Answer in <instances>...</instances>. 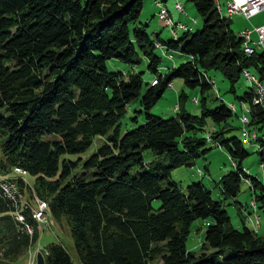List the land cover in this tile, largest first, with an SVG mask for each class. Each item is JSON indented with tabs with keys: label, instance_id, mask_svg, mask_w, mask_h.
I'll list each match as a JSON object with an SVG mask.
<instances>
[{
	"label": "trees",
	"instance_id": "16d2710c",
	"mask_svg": "<svg viewBox=\"0 0 264 264\" xmlns=\"http://www.w3.org/2000/svg\"><path fill=\"white\" fill-rule=\"evenodd\" d=\"M216 1L189 0L201 29L165 42L160 35L151 40L147 25L132 27L144 0H0V174L20 168L33 177L30 185L16 181L27 198L23 223L0 196V264L26 259L36 245L35 198L47 203L48 215L66 219L79 264H264V237L244 224L234 228L222 207L227 198L234 201L245 179L264 217V183L243 171L248 153L242 142L226 137L232 110L220 100L211 108L205 96L214 84L208 72L220 73L234 98L249 107L248 128L264 129V105L252 103V86L236 95L244 72L264 83V54L244 53ZM154 43L164 53L179 50L186 61L158 74ZM137 51L154 74L142 96L141 73L109 71L105 64L114 59L135 67ZM173 79L199 89V116L186 111L184 91L174 117L149 114ZM139 97L144 121L120 135V119ZM207 121L216 129L203 135ZM96 136H107L106 143L85 161L81 175L71 176L76 162L63 156L85 152ZM207 142L224 148L235 163V171L218 181V201L201 181L182 190L171 178L173 170L192 167L209 151ZM145 151L153 161L145 163ZM133 168L140 172L132 174ZM153 200L160 201L156 210ZM197 219L206 221V229L195 257L185 242ZM44 251L45 264H75L61 244Z\"/></svg>",
	"mask_w": 264,
	"mask_h": 264
},
{
	"label": "rangeland",
	"instance_id": "374dc122",
	"mask_svg": "<svg viewBox=\"0 0 264 264\" xmlns=\"http://www.w3.org/2000/svg\"><path fill=\"white\" fill-rule=\"evenodd\" d=\"M157 1L162 2L167 10H169L168 14L169 12L171 14V16L169 14V19L171 22L170 26L165 25L157 17H155L157 11L155 13V16L153 15V12L156 9V4L154 3L155 0H144L140 16L135 25L132 26L140 28L147 25V27L145 28V32L151 40H155V36L159 34L161 40L165 42L172 41L173 36L171 31H173L174 29H179L180 26L185 27V29H179L177 31L178 37H180L183 32H186L188 30V27L190 28V32L192 33L201 29L202 20L196 13L193 5L189 2V0ZM218 1L221 5H224V0ZM177 4L181 5L182 9L176 8ZM223 13L226 14L224 6ZM256 18L263 20L264 10H262ZM230 19L232 22L231 28L234 32H236L237 29L244 27L246 22L239 15H233ZM255 35L253 34V36H251L254 41L257 40ZM154 52L161 58L158 67V74L166 73L168 69L178 66L180 63L186 61L187 59V57L180 53L179 50H170L164 53L162 49L157 48ZM137 53L140 58V63L135 67L123 64L114 59L106 61L105 64L109 71L122 73H141V78L143 81V87L141 90L142 96L147 88L146 84L150 82V80L154 77V74L147 69L149 63L148 60L143 57L141 52L137 51ZM208 76L212 80H214V84L211 83L212 89L207 91L205 95L208 99L209 106L211 108L215 107L220 100L230 109L231 106H233L234 108V110L231 109L233 112V116L228 121V124L230 127H232V130L226 134V137H237L242 142L243 148L247 151L248 156L242 161L241 164L243 171L251 178H257L261 183H264V129L259 130L257 127L248 128L247 125L241 123V120L243 118L242 116H246L249 121V107L243 103L240 104L239 101L234 98V94L229 92V83L222 77L220 73L211 71L208 72ZM249 85L250 84L242 77L236 85V95L241 96L248 90ZM182 91H184L188 95V100L184 104L186 111L189 114L199 116L200 111L199 106L197 105V100L199 99V89L185 88L183 82L180 79L172 80V87L165 89L161 98L150 109L149 114L159 116L163 119L174 117V108L178 102V96ZM216 99L218 100L215 101ZM246 109H248V112L246 111ZM142 110L143 109L140 104V97L129 104L124 116L120 119L119 122L120 135H123L127 131L133 129L135 126L143 123L144 111L142 113H139V111ZM134 117L137 118L136 124H134L132 121V118ZM215 129L216 126H214L211 121H207L203 135H207V133H211ZM244 131L247 133L246 136L243 134ZM106 139L107 136H96L93 139L91 146L85 152L63 156V159L76 162V166L71 171V176L81 175L84 172L83 165L85 161L96 152L98 147L106 143ZM205 148L209 149V151L197 158L192 167H181L173 170L171 173V178L173 181L178 183L182 190H185V188L192 182L201 181L202 184L211 191L213 200L218 201L223 198V196L220 194L218 181L223 175L227 174L228 172L235 171V163H233L229 158L226 150L219 145L216 144L215 147H212V143L207 142ZM143 158L145 163H149L154 160L155 156L151 151H145L143 153ZM138 172H140L138 168H133L131 171L132 174ZM26 180L30 185L33 182V177L27 174ZM251 193L252 192L250 190L248 180L243 179L241 181L240 192L237 197L234 199V201L232 198H227V200H224L222 202V207L228 213L231 224L234 228L241 230L244 224L247 228L253 230L258 237L263 238L264 217L261 211L256 209V206L252 201ZM151 205L152 208L156 210L160 206V201L153 200ZM205 223L206 221H203L201 219L193 221L190 227V233L185 242L186 251L190 252L195 257L199 256L201 252V244L203 242L204 232L206 229ZM52 243H58L64 246L71 256L73 262L75 264H79L74 250L73 241L70 236L69 227L65 218L58 220L49 215L47 217V223L40 226L39 239L34 248H38L40 251H44V248ZM223 255L225 257H230L231 253L226 250L224 251ZM25 263L26 259L22 258L15 264Z\"/></svg>",
	"mask_w": 264,
	"mask_h": 264
},
{
	"label": "built area",
	"instance_id": "2783aa9c",
	"mask_svg": "<svg viewBox=\"0 0 264 264\" xmlns=\"http://www.w3.org/2000/svg\"><path fill=\"white\" fill-rule=\"evenodd\" d=\"M156 6V17L165 25L170 26L171 22L167 8L160 3H156ZM223 6L225 8L226 14L223 13ZM216 7L221 15H225L228 18H231L233 15H241L243 18L249 19L250 17L264 10V0H224V5H221L217 0ZM176 8L182 9V6L177 4ZM179 29L183 30L185 27L180 26ZM179 29H174L171 31L173 39L177 38V31ZM253 33L256 34L257 40L255 41L251 37V31L244 30L238 34V36L242 39L244 53L251 55L256 50L264 54V25L255 27L253 29ZM155 47L158 49L161 48L157 43H155ZM243 76L254 89L253 104L262 106L264 104V83L259 81L258 77L252 73L244 72ZM156 83L157 80L154 79L151 82V85H155ZM168 87L170 88L171 85H168ZM231 109L234 110L233 106H231ZM246 111L248 112V109H246ZM241 122L244 125H247L249 121L246 116H243ZM243 134L245 136L247 135L245 131ZM13 174V177L0 176V196L5 199L14 209L15 220L17 222L23 223V211L27 208V203L25 201V195L19 189L16 181L21 180L22 182H26V171L20 168H13ZM34 202L36 207L33 210L31 217L37 223L38 227H40L42 224L47 223L48 207L45 201L39 200L37 198L34 199ZM25 230L29 235H32L33 229L31 226L25 225ZM35 262L36 251L29 250L27 253L26 264H35Z\"/></svg>",
	"mask_w": 264,
	"mask_h": 264
},
{
	"label": "crops",
	"instance_id": "0c3cea01",
	"mask_svg": "<svg viewBox=\"0 0 264 264\" xmlns=\"http://www.w3.org/2000/svg\"><path fill=\"white\" fill-rule=\"evenodd\" d=\"M155 4L156 3H160V4H162L163 5V3L162 2H159V1H157V0H155V2H154ZM173 8H174V5H173ZM156 9H157V6H156ZM155 9V11L153 12L154 14V16H155V13H156V10ZM184 9V8H183ZM169 11V10H168ZM185 11V10H184ZM260 13V12H259ZM259 13L258 14H256V15H254V16H252V17H250L249 19H245V18H243L241 15H239V16H241L246 22H245V25H244V27H241V28H239V29H237V31L235 32L237 35L240 33V32H242V31H244V30H248V31H251V36H253V34L255 35V33H253V29H254V27H258V26H262V25H264V19L263 20H260V19H257L256 17L259 15ZM169 14H170V12H169ZM170 16H171V14H170ZM156 17V16H155ZM232 23V22H231ZM188 27V26H187ZM188 30L190 31V28L188 27ZM157 35H159V34H157ZM256 36V35H255ZM159 38H160V36H159ZM162 44V43H161ZM259 228H260V224H259ZM258 228V229H259Z\"/></svg>",
	"mask_w": 264,
	"mask_h": 264
},
{
	"label": "water",
	"instance_id": "95a60500",
	"mask_svg": "<svg viewBox=\"0 0 264 264\" xmlns=\"http://www.w3.org/2000/svg\"><path fill=\"white\" fill-rule=\"evenodd\" d=\"M36 264H45V260L41 252H37L36 255Z\"/></svg>",
	"mask_w": 264,
	"mask_h": 264
},
{
	"label": "bare ground",
	"instance_id": "6f19581e",
	"mask_svg": "<svg viewBox=\"0 0 264 264\" xmlns=\"http://www.w3.org/2000/svg\"><path fill=\"white\" fill-rule=\"evenodd\" d=\"M243 117V116H242ZM242 123V122H241ZM247 139V138H246ZM248 140V139H247ZM33 234V233H32Z\"/></svg>",
	"mask_w": 264,
	"mask_h": 264
}]
</instances>
